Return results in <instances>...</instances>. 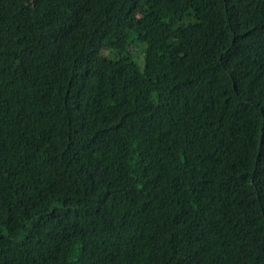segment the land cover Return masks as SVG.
I'll return each mask as SVG.
<instances>
[{
    "label": "trees",
    "instance_id": "16d2710c",
    "mask_svg": "<svg viewBox=\"0 0 264 264\" xmlns=\"http://www.w3.org/2000/svg\"><path fill=\"white\" fill-rule=\"evenodd\" d=\"M0 264H264V0H0Z\"/></svg>",
    "mask_w": 264,
    "mask_h": 264
},
{
    "label": "rangeland",
    "instance_id": "374dc122",
    "mask_svg": "<svg viewBox=\"0 0 264 264\" xmlns=\"http://www.w3.org/2000/svg\"><path fill=\"white\" fill-rule=\"evenodd\" d=\"M134 52H135L136 58L138 57V59L141 60L143 50L140 44H137L134 46Z\"/></svg>",
    "mask_w": 264,
    "mask_h": 264
}]
</instances>
